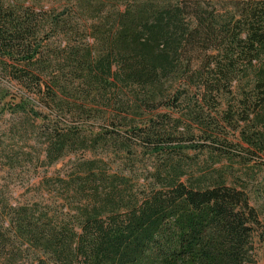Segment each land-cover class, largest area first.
Instances as JSON below:
<instances>
[{
  "label": "trees",
  "instance_id": "trees-1",
  "mask_svg": "<svg viewBox=\"0 0 264 264\" xmlns=\"http://www.w3.org/2000/svg\"><path fill=\"white\" fill-rule=\"evenodd\" d=\"M64 16L0 0V123L36 169L74 156L34 199L0 191V264H258L246 188L188 152L226 134L264 156V0H133L73 45Z\"/></svg>",
  "mask_w": 264,
  "mask_h": 264
},
{
  "label": "rangeland",
  "instance_id": "rangeland-1",
  "mask_svg": "<svg viewBox=\"0 0 264 264\" xmlns=\"http://www.w3.org/2000/svg\"><path fill=\"white\" fill-rule=\"evenodd\" d=\"M7 5L19 7H30L36 11H45L56 14L64 13L67 23L64 31H69L71 36L68 42L78 44L79 42L92 43L91 31L94 25H99L100 19L113 14L115 11H122L127 3L133 0H2ZM61 36L52 39L50 46L53 48L62 43L65 45ZM0 87H7L6 80L1 78ZM13 90V89H11ZM162 111H165L162 109ZM85 121V120H83ZM81 120V126L90 128V121L84 123ZM92 121V120H91ZM105 127V130L111 131L114 126L109 122L96 120L93 122ZM97 130V128H95ZM11 131V127L6 122L0 123V142L3 141L5 152L10 156L18 155L16 150L17 139L15 132ZM220 137L217 147H209V142H205L199 134L194 136L196 139L191 140L196 150L188 152L190 155L188 161L191 168H188V175L192 177L205 176L213 179H222L227 186L236 188L245 187L249 196L250 204L256 208L260 219L264 223V156L252 154L239 148L238 140L228 135L227 141H223ZM27 143V138H24ZM29 143H32L29 142ZM23 144V146H25ZM22 146V147H23ZM209 147V148H207ZM26 149L25 147H23ZM104 148H109L104 147ZM28 149V148H27ZM110 150V148H109ZM132 153H138L139 148L131 149ZM34 153V152H32ZM5 154L0 149V191H2L9 203L15 204L23 202L26 199H34L31 194H24L26 188L32 184H36L43 175H53L56 173H64L70 167V161L73 155H69L57 164L47 168L34 167V161L30 164V160L36 158L35 154L24 155L19 153L18 160H15V167L8 166L1 159ZM36 169V171L34 170ZM36 199V196H35ZM263 244H259L257 250L258 264H264Z\"/></svg>",
  "mask_w": 264,
  "mask_h": 264
}]
</instances>
